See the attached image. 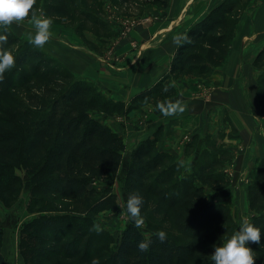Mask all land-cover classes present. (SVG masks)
Masks as SVG:
<instances>
[{"label":"trees","instance_id":"1","mask_svg":"<svg viewBox=\"0 0 264 264\" xmlns=\"http://www.w3.org/2000/svg\"><path fill=\"white\" fill-rule=\"evenodd\" d=\"M161 3L164 5L166 0ZM242 3L243 0H223L190 27L185 35L192 42L178 45L168 74L135 94L128 108L147 102L158 104L175 94V88L163 92L171 78L207 76L220 65L233 38ZM48 7L52 13L67 15L65 0H52ZM13 40L16 41L14 37ZM263 52L264 49L260 50L254 59L256 67L264 66L259 61ZM8 89L20 90L21 96L15 97L12 108L5 109V116L0 117V170L6 169L4 174L8 177L15 165L24 162L34 189L45 186V191L51 189L62 197H71L78 206L87 205L95 191L92 189L85 193V180L116 175L123 150L121 136L95 120L90 110L121 112L125 103L103 98L95 87L75 80L69 71L44 69L42 65L35 66ZM258 97L264 107L263 73L258 76ZM4 129L12 131L6 134ZM223 150L214 151L210 159L204 157L207 151L200 153L193 164V173L190 171L191 179H183L189 177L176 178L178 163L172 161L166 165L169 155L157 152L153 141L140 142L133 150L125 187L130 195L143 197L141 212L154 206L153 209L161 213L159 219L185 233L187 239L176 242L167 235L166 241L161 243L156 237L158 231L145 235L131 221L117 237L113 249L99 260L100 264H214L211 259L213 245H222L231 233V210L228 203L207 200L204 187L220 191L228 186L222 168L232 156ZM1 174L0 171V177ZM249 174L247 196L252 215L248 221L261 230V240L259 244L249 242L248 246L253 249L258 263L264 264V158L256 160ZM169 184L176 194L168 196L167 192L162 194L157 188L158 185ZM12 188L16 189L13 183ZM106 202H110L111 208L118 209L112 193L102 196L100 201L97 199L87 210L108 204ZM67 221L59 216L28 220L19 241L24 264H43L45 257L49 256L48 237L45 235L47 225L51 228ZM1 240L0 227V264H4ZM142 240L151 241L147 252H141L137 247ZM91 245L89 237L86 250L80 256H76V251L70 253L66 244L64 250H50V253L63 251L64 255L72 256L73 264H91L93 259H97L88 253Z\"/></svg>","mask_w":264,"mask_h":264},{"label":"crops","instance_id":"2","mask_svg":"<svg viewBox=\"0 0 264 264\" xmlns=\"http://www.w3.org/2000/svg\"><path fill=\"white\" fill-rule=\"evenodd\" d=\"M222 1L169 0L167 7L157 9L156 20L134 27L105 62L95 63L94 74L88 70L82 78L103 98L125 103L123 112L103 120V125L130 147L151 140L157 152L177 163L183 160L186 167L212 144L229 151L231 160L222 168L229 184L218 197L227 200L233 215L249 219L248 173L256 160L264 158V117L259 114V71L254 65L264 46V0L240 14L225 60L210 74L171 79L175 94L161 102L183 99L187 104L183 114L165 117L152 102L128 108L135 94L168 73L178 47L173 37L185 35Z\"/></svg>","mask_w":264,"mask_h":264},{"label":"rangeland","instance_id":"3","mask_svg":"<svg viewBox=\"0 0 264 264\" xmlns=\"http://www.w3.org/2000/svg\"><path fill=\"white\" fill-rule=\"evenodd\" d=\"M65 1L68 4L67 15H59L49 11L48 4L52 0H36L33 11L38 16L52 20L50 29L52 37L42 48L35 47L28 42L29 35L34 36L35 34V29L28 20L24 21L20 26L16 24L11 26L7 34L8 43L3 47L13 53L16 58V64L13 69L5 73L4 79L0 81V117L5 116V109L9 110L12 108L13 99L21 96V93H18L20 90L9 91L8 88L13 85L14 81L32 71L35 66L42 65L44 69H63L69 71L75 80L88 83V79L82 78L83 73H87L89 70L90 74H94V66L106 60L108 53L113 51L119 43L121 44L122 39L129 35L134 27L156 20L158 18L156 15L157 9L165 8L169 3V0H166L164 5L161 3L162 0ZM260 1L243 0V3L239 5L240 14L254 9ZM30 19L31 17H29ZM0 34H5L2 28H0ZM13 37L16 41L13 40ZM262 49H264V46ZM259 61L264 64V52ZM257 68L259 75L264 74V66ZM14 93L18 95H14ZM258 103L259 114L264 117V107L260 104V100ZM117 113L119 112L108 113L102 109L90 110L91 116L102 125L103 120H107ZM4 130L6 134L12 131L11 129ZM121 138L123 140V150L117 174L114 176L104 175L97 178H87L85 180L84 188L87 190L85 193L92 189L95 191L93 193L94 196H92L91 201L87 205L78 206L71 197H62L51 189L45 191V186L34 189L35 186L24 162L15 165L8 177L4 174L7 171L6 169L0 170L2 172L0 177L2 180L0 182L1 253L4 257V264H24L19 248L23 227L28 220L47 216H59L68 221L55 224L51 228L47 225L48 230L45 231V235L48 237L47 253L49 256L45 257L43 264H73L72 256L64 255L63 251L51 254L50 250H64V245L66 244L65 247L70 253L76 251V256H80L86 250V242L89 237H91L92 245L88 247V253L94 254L98 260H101L107 252L113 249L116 239L123 228L132 221L126 209V202L130 194L127 187H125L124 180L128 167L132 162L133 150L138 145L134 144L130 147L122 136ZM213 145V148L200 151V153L207 151L204 156L205 159L212 158L217 151L224 152L221 145ZM167 159L168 161L165 164L170 165L173 158L168 156ZM192 167L193 165L189 167L178 166L175 171L176 178L192 175ZM224 174L227 175L226 171ZM249 176L250 174L248 173V179ZM227 182H229L228 179ZM12 183L16 187L15 190L12 188ZM157 188L162 194L167 192L168 196L173 195V193L176 194L170 184L158 185ZM204 191L207 200L228 203L227 200L219 199V191L212 190L207 186L204 187ZM112 193L115 194L114 203L118 209L111 208L109 206L110 202H106L108 204L98 206L91 211L87 210L97 202V199L100 201L102 196L106 197ZM153 207L150 206L145 212H141V216L145 220L144 226L140 228L142 232L148 235L150 232L162 230L176 242L185 241L187 235L177 230L168 221H161L159 219L161 213L157 212ZM242 218H244V215H233L231 211V233L226 236L224 243L235 231L239 230ZM96 223L103 228V231L99 234L92 230L93 224ZM256 264H260L257 259Z\"/></svg>","mask_w":264,"mask_h":264},{"label":"clouds","instance_id":"4","mask_svg":"<svg viewBox=\"0 0 264 264\" xmlns=\"http://www.w3.org/2000/svg\"><path fill=\"white\" fill-rule=\"evenodd\" d=\"M36 0H0V28L5 34H0V81L4 79L5 73L13 69L16 64V58L10 50L3 46L8 43V33L13 24L20 26L24 21L28 20L34 27L35 34L29 35L28 42L35 47L42 48L52 37L50 31L52 20L43 16H38L33 11ZM29 17L31 19L29 20ZM173 42L177 45L182 43H191L192 41L182 34L173 37ZM174 83H169L163 87V92H169L170 88H174ZM181 97L183 93L180 94ZM159 112L165 117H171L183 114L187 110V104L183 99L175 101L167 100L159 102L156 105ZM184 161L180 160L178 166L182 167ZM144 204L143 197L139 194H132L126 202V209L129 218L134 222V226L139 229L145 224L144 218L141 216V208ZM92 230L97 234L103 231L100 224H93ZM158 240L163 243L167 239L165 231L156 233ZM261 240V230L248 221L246 217L242 218L238 231H235L229 239L222 245H213L214 252L211 259L214 264H256L254 251L249 247V242L259 244ZM151 241L142 240L137 247L141 252L149 250ZM91 264H100L98 259H93Z\"/></svg>","mask_w":264,"mask_h":264}]
</instances>
